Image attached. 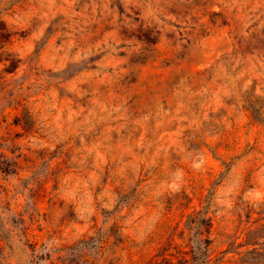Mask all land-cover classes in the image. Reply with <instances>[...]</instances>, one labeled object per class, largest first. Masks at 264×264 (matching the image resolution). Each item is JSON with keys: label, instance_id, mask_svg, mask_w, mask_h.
Segmentation results:
<instances>
[{"label": "rangeland", "instance_id": "374dc122", "mask_svg": "<svg viewBox=\"0 0 264 264\" xmlns=\"http://www.w3.org/2000/svg\"><path fill=\"white\" fill-rule=\"evenodd\" d=\"M2 25L0 264H179L197 215L213 261L264 248V0H0Z\"/></svg>", "mask_w": 264, "mask_h": 264}, {"label": "trees", "instance_id": "16d2710c", "mask_svg": "<svg viewBox=\"0 0 264 264\" xmlns=\"http://www.w3.org/2000/svg\"><path fill=\"white\" fill-rule=\"evenodd\" d=\"M0 29L5 31V27L2 25ZM200 216L194 217L191 221L192 226L190 230H194L193 238L189 240L191 246V259H186L183 256L179 262V264H222L220 259L212 260L210 254V245L211 240L209 238L202 237V231L207 229L208 233L211 229V220L210 219H201ZM255 245V244H252ZM264 249V248H261ZM260 248H254L248 251L245 256L242 258V264H264V260H262L261 256L263 253ZM179 254L186 255V252L179 251ZM150 264H173L172 259L163 254L160 260H156L155 262H151Z\"/></svg>", "mask_w": 264, "mask_h": 264}]
</instances>
